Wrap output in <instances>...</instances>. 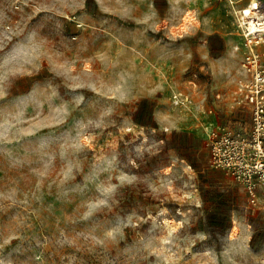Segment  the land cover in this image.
Returning <instances> with one entry per match:
<instances>
[{
	"label": "rangeland",
	"instance_id": "obj_1",
	"mask_svg": "<svg viewBox=\"0 0 264 264\" xmlns=\"http://www.w3.org/2000/svg\"><path fill=\"white\" fill-rule=\"evenodd\" d=\"M251 1L0 0V264H264V212L206 143L250 123Z\"/></svg>",
	"mask_w": 264,
	"mask_h": 264
},
{
	"label": "built area",
	"instance_id": "obj_2",
	"mask_svg": "<svg viewBox=\"0 0 264 264\" xmlns=\"http://www.w3.org/2000/svg\"><path fill=\"white\" fill-rule=\"evenodd\" d=\"M261 37L250 34L246 38L242 75L237 80L231 104L234 109L249 110L250 123L245 128L221 123L206 127L209 165L224 169L242 185L246 205L252 213L264 212V51L256 49L264 39ZM170 100L181 110L195 106L193 96L183 90L173 91Z\"/></svg>",
	"mask_w": 264,
	"mask_h": 264
},
{
	"label": "bare ground",
	"instance_id": "obj_3",
	"mask_svg": "<svg viewBox=\"0 0 264 264\" xmlns=\"http://www.w3.org/2000/svg\"><path fill=\"white\" fill-rule=\"evenodd\" d=\"M256 7V2L254 0L251 1V3L242 11L243 18H247L246 27L248 28L249 34L262 35L264 34V19L263 17H260L259 13L254 11Z\"/></svg>",
	"mask_w": 264,
	"mask_h": 264
}]
</instances>
